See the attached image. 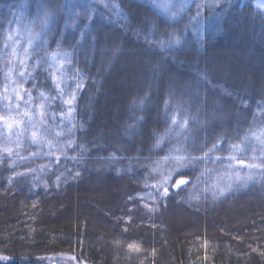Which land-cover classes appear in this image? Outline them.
Segmentation results:
<instances>
[{
  "label": "trees",
  "instance_id": "trees-1",
  "mask_svg": "<svg viewBox=\"0 0 264 264\" xmlns=\"http://www.w3.org/2000/svg\"><path fill=\"white\" fill-rule=\"evenodd\" d=\"M19 1L0 0V55ZM38 1L55 12L46 55L73 58V126L60 156L0 153V264L64 254L83 264H264L255 0L227 1L201 40L186 32L173 48L164 39L184 24L142 0H75L71 14L69 0ZM26 73L21 97L61 111L50 72ZM104 190V201L89 198Z\"/></svg>",
  "mask_w": 264,
  "mask_h": 264
},
{
  "label": "rangeland",
  "instance_id": "rangeland-1",
  "mask_svg": "<svg viewBox=\"0 0 264 264\" xmlns=\"http://www.w3.org/2000/svg\"><path fill=\"white\" fill-rule=\"evenodd\" d=\"M74 1H68L69 14L73 13L71 7ZM78 1L79 6H83L90 0ZM142 1L151 5L158 14H162L169 21H181L184 24L185 29H181L180 33L175 32L172 37L164 39L167 44H163L164 48H173V45L184 42L186 32H190L194 38L201 40L206 22L218 13L217 8L230 0ZM31 5L35 6L32 12ZM254 5L256 9L264 11V0H255ZM15 9L3 35V52L0 55L1 64L4 66V80L0 84V153L22 155L27 152V148H30L37 155L52 153L59 155L69 148L68 145L66 146L67 135L73 126L69 121V113L72 108L73 88L76 82L78 83V78H75L72 71L71 59L73 58L69 50L56 49L47 55L44 51L55 12L48 10L38 0H20ZM114 10L113 15L117 18L119 15ZM207 11L209 15H205ZM45 18L47 23H44ZM34 65H42L50 72L54 90L56 89L61 98L62 108L58 113L57 110L55 113L48 110L50 101L48 98L34 104L28 96L21 97L20 86H16V83H19L18 79L24 78L28 67H34ZM51 100H56V94ZM107 194L106 190L94 192L89 198L100 203L105 200ZM84 205L94 209L95 204L89 202ZM240 223L246 224L248 219H241ZM101 228L103 226L99 230ZM96 229L98 230V228L90 230L96 231ZM44 262L46 264H83L71 255L65 254L45 257Z\"/></svg>",
  "mask_w": 264,
  "mask_h": 264
},
{
  "label": "snow or ice",
  "instance_id": "snow-or-ice-1",
  "mask_svg": "<svg viewBox=\"0 0 264 264\" xmlns=\"http://www.w3.org/2000/svg\"><path fill=\"white\" fill-rule=\"evenodd\" d=\"M44 23H47V19L45 18V20H44ZM30 44L32 43L31 41L29 42ZM9 127H11V126H9ZM35 142V141H34ZM180 183L181 184H183V183H185V181H180Z\"/></svg>",
  "mask_w": 264,
  "mask_h": 264
}]
</instances>
